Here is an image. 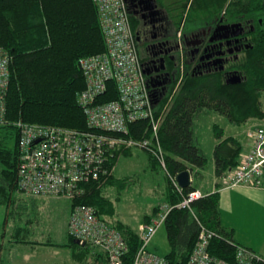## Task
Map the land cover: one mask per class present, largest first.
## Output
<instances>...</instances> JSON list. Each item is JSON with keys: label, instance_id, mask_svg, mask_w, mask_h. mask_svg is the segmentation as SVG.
<instances>
[{"label": "trees", "instance_id": "1", "mask_svg": "<svg viewBox=\"0 0 264 264\" xmlns=\"http://www.w3.org/2000/svg\"><path fill=\"white\" fill-rule=\"evenodd\" d=\"M154 1L161 9L167 10L170 2L176 3L174 9L170 7V12L177 21V32L183 27L198 30L199 24L211 23L214 17L223 14L232 21L241 19L244 14V18L253 20L254 30L248 33L250 45L243 56L232 61L230 67L233 75L240 76L241 82L231 84L221 73L193 76L186 69L184 81L175 92L180 76L179 65L175 67L176 78L164 79V86H159V80H151L147 75L151 94L156 96L153 100L156 120L162 115L158 134L154 133L150 120L142 119L130 125L127 138L136 141L148 139L151 148L115 147L109 151L106 163L114 168L112 174L105 180L83 182V193L67 200L22 193L20 167L24 161L20 148V123L90 130L83 108L78 103V95L86 88L80 59L106 50L97 6L94 0H0V53L9 58L5 120L0 124V207L6 210V233L9 219L15 213L13 207L23 210V203L28 199L36 206L40 204L36 203L37 200L42 198L66 200L70 204L67 231L71 245L81 250L93 248L77 243L78 240L69 232L74 210L90 207L104 224L122 234L129 248L124 264H134L141 241L137 230L118 217L115 202L119 198H112L110 191L115 189L122 194L129 182V178L116 177L119 159L132 155L133 149H139L148 154V166L152 170L162 169L165 174V201L155 205L151 213L142 215V222L150 223L163 203L177 205L196 190L192 185L180 190L170 175L190 170L197 176L199 169L207 167L208 158L199 147L195 133L197 116L212 111L224 116L233 126H245L252 120L264 121V0H193L196 5H192V0ZM136 3L128 0L134 30L136 19L131 16V11L137 8ZM138 46L147 66L146 51L139 43ZM117 97L116 83L111 81L98 101H111ZM213 131L219 141L213 151L214 172L218 179L216 190L204 193L203 198L193 201L187 208L176 207L169 213L164 224L170 246V251L164 256L169 264H189L203 229L214 233L208 250L215 257L233 263L239 246L252 250L238 243L234 231L223 226L220 211L222 178L238 165L243 146L236 137L226 136L220 125L214 124ZM154 152L163 154L166 169ZM41 220L42 213L40 217L38 214L37 218H29L24 226L15 227L9 244L39 242L35 236L45 229ZM51 238L54 240L53 236ZM52 240L43 239L41 242L47 244ZM82 253L83 250L74 255L80 259ZM257 264H264V260Z\"/></svg>", "mask_w": 264, "mask_h": 264}, {"label": "built area", "instance_id": "2", "mask_svg": "<svg viewBox=\"0 0 264 264\" xmlns=\"http://www.w3.org/2000/svg\"><path fill=\"white\" fill-rule=\"evenodd\" d=\"M104 35L106 50L80 59L86 88L78 95L90 130H68L20 123L21 164L20 189L29 196H56L71 200L83 193V182L105 180L114 168L108 167V153L115 147L151 148L148 139L127 138L130 125L150 120L157 135L162 115L156 120L153 105L155 94L145 73L146 64L129 14L128 0H94ZM9 58L0 53V124L5 120V92L9 83ZM180 76L175 92L186 76L183 57L179 60ZM116 83L118 97L99 102L98 99ZM174 92V93H175ZM173 97V96H172ZM172 99V98H171ZM170 101L164 111L167 110ZM248 150L240 156L238 165L222 178V188L239 186L264 188V125L247 132ZM166 169L162 153L154 152ZM180 190L177 175H170ZM204 193L196 189L177 205L163 203L150 223H140L137 233L141 241L134 264H169L164 255L151 249V243L165 224L173 208H187ZM70 234L80 244H88L103 252L107 264H124L128 244L116 229L104 224L90 207H77L71 215ZM213 232L203 229L190 255L189 264H257L263 257L254 250L239 246L236 260L213 256L209 250Z\"/></svg>", "mask_w": 264, "mask_h": 264}, {"label": "flooded vegetation", "instance_id": "3", "mask_svg": "<svg viewBox=\"0 0 264 264\" xmlns=\"http://www.w3.org/2000/svg\"><path fill=\"white\" fill-rule=\"evenodd\" d=\"M134 2H137V8L131 11L136 19L134 31L138 43L146 51L151 80L157 79L159 86H164V79H175L181 53L185 71L187 69L193 76L221 73L229 82L233 76L232 61L243 56L250 45L248 33L254 30L253 20L244 18V14L241 19L232 21L223 14L214 17L211 23L199 24L198 30L183 27L178 36L177 21L170 12V7L174 9L176 3L169 5L167 2L169 8L163 10L155 1ZM169 25L172 32H169Z\"/></svg>", "mask_w": 264, "mask_h": 264}, {"label": "crops", "instance_id": "4", "mask_svg": "<svg viewBox=\"0 0 264 264\" xmlns=\"http://www.w3.org/2000/svg\"><path fill=\"white\" fill-rule=\"evenodd\" d=\"M262 125H264L263 120H252L244 128L242 126L238 127H242L245 133L247 126L259 127ZM245 135L240 137L241 139L237 138V135L234 136L242 143L243 151L250 146L249 139H247L248 136L246 138ZM214 171L215 166L213 165V179L209 186L195 185L196 176L191 173L192 186H195L196 189L205 194L214 192L218 181ZM201 172H204V170L199 169L198 175H201ZM219 192L223 226L234 231V237L238 243L251 248L264 258V188L239 186L232 189H224L221 187ZM37 201L40 204L48 205L56 213L57 219L52 222V229H50L47 239L52 240L51 236H53L54 240L47 244L41 242V237L45 239V231L41 230L35 236L39 240L36 244L12 245L9 242L6 245H2L0 247V264H107L105 254L91 247H86L87 249L85 250L82 249L83 253L80 255V259L75 257L74 254L82 252V250L71 245L69 241L67 222L70 214V204L68 201L49 198H42ZM126 220L124 218L123 221L125 223L128 222L127 224L130 225L129 221ZM140 223H142V219L138 223H134L132 227L137 228ZM162 228H165L164 225L159 229L151 243V249L157 253H159V247L161 246V241L157 237Z\"/></svg>", "mask_w": 264, "mask_h": 264}, {"label": "rangeland", "instance_id": "5", "mask_svg": "<svg viewBox=\"0 0 264 264\" xmlns=\"http://www.w3.org/2000/svg\"><path fill=\"white\" fill-rule=\"evenodd\" d=\"M192 5H196L195 1L193 2V0ZM168 28L169 32H172V28L170 25ZM181 31L182 29L179 30L176 34L180 36ZM182 56L183 55H181L180 53V57ZM214 124H218L222 128H224L225 135H237V138H240L245 134V137L247 138V132L252 128H256L253 126H247L245 128L246 132L244 133V130L242 129V127L244 128V126H233L227 121L224 116L216 114L212 111L197 116L195 119V133L197 142L199 147L202 148L208 158V164L204 172H201V175L196 176L195 185L197 186H209L213 179V151L215 145H217V143L219 142L214 137ZM247 139H249V137ZM247 150L248 149H246V151ZM148 165V154L139 149H133L132 155L120 158L117 164L116 177L118 179L129 178V182L127 185V189L122 194L118 193V191H116L115 189L110 190L111 197L115 200L119 198V200L115 202L117 210L119 212L118 217L122 220H124V218L127 219L126 221H129L131 226H134V223H138L140 219H142L143 214L147 212L151 213L150 210L152 209V207L157 204L159 205L160 202L164 200V193L166 191L165 174L162 169L152 170ZM23 205V210L22 208H12V211L15 213H13L12 217H10L9 219L7 233L6 231H4L6 210L4 207H0V247L9 243L11 239L10 236L12 235V233H14L15 227H17L18 225L24 226V223L29 218H37L38 214L40 217L41 213L43 216V220H41V223L43 224L42 228H45L42 231H45V241L48 239V234L50 232V229H52V222H55L57 219L56 213L53 212L54 210H51L48 205L44 204H39L38 206H36L29 199L26 200ZM22 212L23 214H21ZM3 231L4 234L1 235ZM166 236L167 232L165 228H162L157 237L159 241H161V246L159 247L158 251L161 255L167 254L170 249ZM41 240H43L42 237Z\"/></svg>", "mask_w": 264, "mask_h": 264}, {"label": "water", "instance_id": "6", "mask_svg": "<svg viewBox=\"0 0 264 264\" xmlns=\"http://www.w3.org/2000/svg\"><path fill=\"white\" fill-rule=\"evenodd\" d=\"M150 1H154V0H150ZM234 26H238V25H234ZM145 73L147 75H149V72L147 71V69L145 70ZM239 82H241V78L237 74H234L231 77V79L229 80V83H231V84H236V83H239ZM177 180H178V183L180 184V186L182 188H186V187L191 186L192 185V181H191V171L188 170V171L180 172L177 175ZM76 242L79 243V241H76Z\"/></svg>", "mask_w": 264, "mask_h": 264}, {"label": "bare ground", "instance_id": "7", "mask_svg": "<svg viewBox=\"0 0 264 264\" xmlns=\"http://www.w3.org/2000/svg\"><path fill=\"white\" fill-rule=\"evenodd\" d=\"M84 116H85V114H84ZM23 123V122H22Z\"/></svg>", "mask_w": 264, "mask_h": 264}]
</instances>
